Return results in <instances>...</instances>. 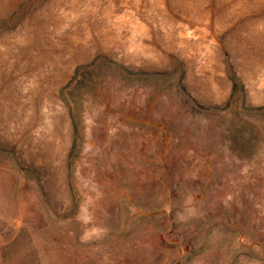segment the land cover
Instances as JSON below:
<instances>
[{
	"label": "rangeland",
	"instance_id": "obj_1",
	"mask_svg": "<svg viewBox=\"0 0 264 264\" xmlns=\"http://www.w3.org/2000/svg\"><path fill=\"white\" fill-rule=\"evenodd\" d=\"M0 264H264V0H0Z\"/></svg>",
	"mask_w": 264,
	"mask_h": 264
}]
</instances>
